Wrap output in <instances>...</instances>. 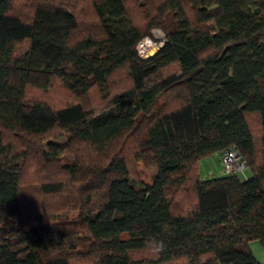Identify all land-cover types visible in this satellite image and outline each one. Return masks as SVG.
Instances as JSON below:
<instances>
[{
    "label": "trees",
    "instance_id": "16d2710c",
    "mask_svg": "<svg viewBox=\"0 0 264 264\" xmlns=\"http://www.w3.org/2000/svg\"><path fill=\"white\" fill-rule=\"evenodd\" d=\"M133 1L142 24L126 0H0V264H264V0ZM231 146L246 177L201 178ZM32 157L54 177L27 188Z\"/></svg>",
    "mask_w": 264,
    "mask_h": 264
},
{
    "label": "rangeland",
    "instance_id": "374dc122",
    "mask_svg": "<svg viewBox=\"0 0 264 264\" xmlns=\"http://www.w3.org/2000/svg\"><path fill=\"white\" fill-rule=\"evenodd\" d=\"M150 1L154 2L156 0H150ZM18 3L21 4L22 0H18ZM126 4L128 6L130 13L132 14V17L139 20L138 22L139 24H142L143 23L142 15L139 12L134 1L126 0ZM73 5H74V10L77 12L81 6L85 5V3L83 1H78V2H74ZM149 32L151 35L145 36L144 38L141 39L139 43V46L143 49L145 48L146 45H148V43H151V45L146 46L147 48L145 51H143L144 53L149 52L151 48H153L152 45L155 47L160 44L161 46L164 41V32L160 28H157V27L152 28ZM19 144L20 143L18 142L15 145V147L19 146ZM124 147L126 148V150L122 149L121 151H124V154L126 156L127 165L132 175L136 176L140 180H143L144 182L150 183L152 179V175L156 169L155 164L151 160L145 159V157H142V158L137 157V156L135 157L131 154V138H129L128 135L125 138L123 148ZM60 161L62 165L67 166L65 164L66 163L65 159H61ZM37 165H38L37 160L36 158H33V157L30 160L28 159V161L24 164V169H23L22 178H21V184H23V186L30 188L33 185H38L40 183H43L46 177H49V178L54 177L53 173H48L47 171L42 172L41 170H39L38 168L40 167ZM245 172L246 174L249 172L248 168L245 169ZM199 173H200L201 178L203 179L216 177V176L225 174L219 154L213 153L211 155H208L202 158L199 161ZM60 176L64 178V176H62L61 174ZM64 180L68 181V184L63 189L64 190L67 189L70 192V194H75L78 189L77 188L78 184L77 183L76 185L72 184L69 181L68 177H65ZM62 193L64 194V191ZM40 200H41L40 204L44 203L46 207L53 209L52 212L45 211L46 218H54L55 213L59 214L63 212V214H65L68 211V208L63 207V204L65 202H63V199L61 198V196H53V197L43 196L42 198V195H36V194H31L27 196L24 195L21 205L23 206V208H27V211H28L33 207V205L40 202ZM54 211L55 213L53 214ZM73 212L74 211H71V213H69L68 215H72ZM28 217L33 218L35 216L32 213H28ZM250 246L258 258L264 259V254H263L264 248L261 247V245L256 239L250 241ZM135 255L137 257V254ZM181 264H183V262H181Z\"/></svg>",
    "mask_w": 264,
    "mask_h": 264
},
{
    "label": "built area",
    "instance_id": "2783aa9c",
    "mask_svg": "<svg viewBox=\"0 0 264 264\" xmlns=\"http://www.w3.org/2000/svg\"><path fill=\"white\" fill-rule=\"evenodd\" d=\"M220 159L226 173H233L241 177H246L245 169L248 168L247 162L237 148L232 146L222 150Z\"/></svg>",
    "mask_w": 264,
    "mask_h": 264
},
{
    "label": "bare ground",
    "instance_id": "6f19581e",
    "mask_svg": "<svg viewBox=\"0 0 264 264\" xmlns=\"http://www.w3.org/2000/svg\"><path fill=\"white\" fill-rule=\"evenodd\" d=\"M140 43V42H139ZM139 43H138V45H137V51H138V53L142 56V57H147V56H149L150 54H152V53H154L155 51H156V49L158 48V46H160V44L159 45H157V46H153L152 45V47L154 48H151V50L149 51V52H143V51H145L146 50V46H148V45H151V43H148V45H146L145 46V48L143 49V48H141L140 46H139Z\"/></svg>",
    "mask_w": 264,
    "mask_h": 264
},
{
    "label": "clouds",
    "instance_id": "9594fccd",
    "mask_svg": "<svg viewBox=\"0 0 264 264\" xmlns=\"http://www.w3.org/2000/svg\"><path fill=\"white\" fill-rule=\"evenodd\" d=\"M154 244H155V247H156L157 254H158L159 252L164 251L165 244H164L163 241H155Z\"/></svg>",
    "mask_w": 264,
    "mask_h": 264
},
{
    "label": "crops",
    "instance_id": "0c3cea01",
    "mask_svg": "<svg viewBox=\"0 0 264 264\" xmlns=\"http://www.w3.org/2000/svg\"><path fill=\"white\" fill-rule=\"evenodd\" d=\"M251 247V246H250ZM262 247V246H261ZM263 248V247H262ZM251 250H252V248H251ZM253 251V250H252ZM254 253V252H253ZM263 254H264V252H263ZM254 255H255V253H254ZM256 256V255H255ZM256 258L260 261V262H264V259H261V258H258L257 256H256Z\"/></svg>",
    "mask_w": 264,
    "mask_h": 264
}]
</instances>
